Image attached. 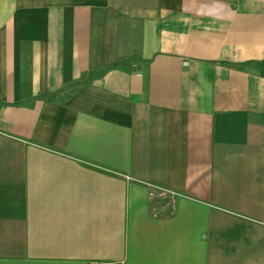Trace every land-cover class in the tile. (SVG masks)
<instances>
[{"label": "crops", "instance_id": "crops-1", "mask_svg": "<svg viewBox=\"0 0 264 264\" xmlns=\"http://www.w3.org/2000/svg\"><path fill=\"white\" fill-rule=\"evenodd\" d=\"M94 262L264 264V0H0V264Z\"/></svg>", "mask_w": 264, "mask_h": 264}, {"label": "rangeland", "instance_id": "rangeland-1", "mask_svg": "<svg viewBox=\"0 0 264 264\" xmlns=\"http://www.w3.org/2000/svg\"><path fill=\"white\" fill-rule=\"evenodd\" d=\"M164 198H167V196L166 197H163V196H156V198H154V201L155 200H159L160 202H165V199ZM170 199L172 198V197H169ZM170 199L167 201V202H169L170 201ZM166 203V202H165Z\"/></svg>", "mask_w": 264, "mask_h": 264}, {"label": "built area", "instance_id": "built-area-1", "mask_svg": "<svg viewBox=\"0 0 264 264\" xmlns=\"http://www.w3.org/2000/svg\"><path fill=\"white\" fill-rule=\"evenodd\" d=\"M225 1H231V0H225ZM92 264H110V263H104V262H94Z\"/></svg>", "mask_w": 264, "mask_h": 264}]
</instances>
